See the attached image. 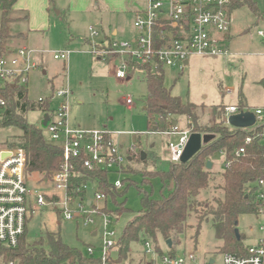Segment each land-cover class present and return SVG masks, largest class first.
<instances>
[{
  "label": "rangeland",
  "instance_id": "374dc122",
  "mask_svg": "<svg viewBox=\"0 0 264 264\" xmlns=\"http://www.w3.org/2000/svg\"><path fill=\"white\" fill-rule=\"evenodd\" d=\"M100 9L92 7L85 14L63 12L61 7L50 6L49 22L45 29L35 28L31 19H26L28 13L17 10L10 11L12 18L10 27L11 37L6 47L13 51L26 48L33 51L34 61L38 67L32 69L28 75V96L31 101L52 98L51 110H57L61 101L53 95L61 90H69L68 119L72 127L84 130H105L112 134L114 146L119 156L125 160V167L130 165L136 172L121 173L116 169L109 175L111 183L117 180L130 179L137 183L128 187L125 195V206L131 212L123 213L118 220L114 217L111 224L105 228L103 217L94 215L95 225L88 224L84 219L78 221L66 220L52 206L35 208L28 215L27 239L31 243L44 238L47 233L59 234L63 241L71 247L78 248L85 256H90L88 247L95 249V256H100L103 244L102 236L106 231H114V241L118 242L128 222L142 209V198L145 193L153 199L162 198V182L160 178H152L150 182H143L142 172L148 170L168 171L172 166L169 143L177 141L179 136L157 132L149 126L148 115L145 111L148 87L146 73L135 71L127 79L116 77V68L121 65L119 58L111 53L107 45L99 46L98 50L105 52L99 56L94 54L95 47L105 40V34L116 41L132 40L138 35L135 28V14L130 12L131 3L135 0H95ZM259 15L248 6H243L232 13L231 40L225 46L232 52L245 55L240 57L239 67L224 62L221 58L192 56L190 63L182 70L177 67H165L166 86L172 88L176 96L184 101L197 105L215 106L220 104H238V95L242 91L246 101V108L255 112L258 107L264 106V40L259 35L264 31V0H253ZM61 13V15L59 13ZM3 11L0 10V27ZM14 19V20H13ZM90 26H94L98 36H93ZM118 29L119 34L112 36V31ZM105 33V34H104ZM24 34L25 37L20 35ZM69 51L67 61L56 60L54 55ZM233 88L234 93H227ZM131 96L134 107L129 109L123 99ZM209 109V108H208ZM44 117L42 111H31L27 115L30 124L41 128ZM202 121L208 119L202 114ZM191 123L187 118L180 117L176 131L189 132V137L196 135L203 145L206 135L191 131ZM21 134L16 127L0 128V151L8 149L4 143L10 136ZM47 142L53 144L51 134L43 129ZM134 153L150 158L145 164L139 160L129 162ZM212 170L217 180L212 189L202 193L200 200L203 203L214 204V200L222 195L220 186L223 183L222 174L226 169L223 155H216L212 159ZM28 187L32 192L49 196L60 193L51 180H43L40 174L27 175ZM127 182L120 192L125 191ZM254 186V185H253ZM102 191L89 184L85 200L100 208L105 202L96 201V194ZM123 202V198L118 199ZM80 201L75 200L71 209H76ZM108 207L115 211L116 206L111 198ZM91 210L90 207H87ZM206 211L200 209L199 216ZM198 215L192 214L188 220V228L181 240L174 247L176 257L187 258L185 264H223V253L220 252L221 241L216 236L212 221L205 220L198 230ZM258 221L255 216L243 215L239 219L238 229L241 234H248L251 239H244L247 246L254 243V238L260 235L257 229ZM96 232V235L93 233ZM197 236V237H196ZM162 244L163 253L155 250L148 255L153 264H164L163 258L169 256V249ZM144 251V246H134ZM190 254L195 260H189ZM112 256H116L113 252ZM142 256L136 255L139 260Z\"/></svg>",
  "mask_w": 264,
  "mask_h": 264
},
{
  "label": "trees",
  "instance_id": "16d2710c",
  "mask_svg": "<svg viewBox=\"0 0 264 264\" xmlns=\"http://www.w3.org/2000/svg\"><path fill=\"white\" fill-rule=\"evenodd\" d=\"M17 1L4 0L0 27V61L10 52H14L6 47V42L11 37L10 11ZM243 6H248L259 15L257 5L253 0H232L231 13ZM160 33L161 31H157L156 37H160ZM20 36L23 37V35ZM107 38L110 43L112 40ZM129 63L133 70L132 74L135 71L146 73L148 94L145 111L151 128L166 134L177 130L179 118L184 117L191 123L194 133H202L208 140L188 162H172L168 171L146 168L142 172L144 183H149L152 178H160L162 198L153 199L151 195L144 194L142 209L125 226L114 250L116 256L110 257L109 264H153V260L147 259L149 254L145 250L141 252L134 247L142 244L145 249L147 242L151 243L154 250L162 255L161 243H165L168 247L167 241L172 240L173 246L168 247L169 256L176 257L174 247L187 231L188 220L192 214L198 215L197 235L201 224L210 218L216 236L221 241L220 252L247 257L250 246L245 244L242 234L238 238L235 230L238 229L241 216H256L257 214L253 185L263 174L261 144L253 143L247 148L243 157L235 159L233 154L244 146L247 133L223 123L222 117L227 105L206 106L184 101L180 96L173 94L172 88L166 86L165 67L162 64L159 63L154 68L151 65H139L131 59ZM0 97L6 102V106L0 112V128L12 126L21 131L19 135L10 136L4 146L8 149L26 150L27 175L37 173L42 176L43 180H51L54 173L61 169L64 160L63 151L60 147L47 142L43 129L30 124L27 115L31 111H42L44 114L51 112L52 98L31 101L28 96V85L22 84L20 79L11 83H0ZM238 99L239 107L246 108L242 91L239 92ZM202 114L208 116L205 122L202 121ZM222 152L225 153L226 159L231 161L230 166L220 174L223 179L220 186L222 195L214 200V204L203 203L199 199L200 196L210 191L217 180L214 171L207 169V163L212 161L214 156L221 155ZM149 158L148 153L145 154V158L142 154L134 153L129 158V162L139 160L147 164ZM73 164L74 171L69 188L71 195L84 197L87 194L84 186L93 184L106 194L103 212L116 217V220L123 213L131 212L125 206L124 197L128 187L137 185L135 181L124 179L123 185L125 186L127 182V186L125 191L120 192L110 182V172L100 169L89 170L84 167L82 160H74ZM134 172L136 170L130 165L124 168V173ZM109 198L116 206L115 211L108 207ZM119 198H123L124 201L119 202ZM200 209L206 211L204 216H199ZM27 226L17 248L11 249L0 245V264H101L100 256H85L80 249L68 246L57 233H47L44 238L31 243L27 239ZM136 255L142 257L137 260Z\"/></svg>",
  "mask_w": 264,
  "mask_h": 264
},
{
  "label": "built area",
  "instance_id": "2783aa9c",
  "mask_svg": "<svg viewBox=\"0 0 264 264\" xmlns=\"http://www.w3.org/2000/svg\"><path fill=\"white\" fill-rule=\"evenodd\" d=\"M231 5L232 0H148L146 8L135 15L137 37L133 40H112L107 45L110 51L105 52L115 55L121 61V65L116 68V77L125 80L128 75H132L129 59L142 66L151 65L156 68L160 63L164 67L174 66L180 70L189 63L192 56L221 58L229 64H235L237 55L225 46L232 28ZM3 6L4 0H0V10H3ZM90 31L93 36H98L94 26L90 27ZM157 31H161L160 37H156ZM259 35L264 40V31H260ZM99 46L103 45L99 44L95 47L94 54L97 56L105 54L98 50ZM34 54L26 48L10 52L0 61V83H11L20 79L22 84L26 85L29 72L38 67L34 61ZM70 54L69 51H63L55 54L54 58L67 61ZM226 92L234 93V89L228 88ZM70 94L66 89L54 94V97L60 99L61 106L46 113L50 117V122L45 130L51 134L53 145L63 151L64 160L61 169L54 173L51 179L60 195L49 196L29 189L25 149L0 151V245L2 246L11 249L19 246L26 231L28 215L35 208L52 206L66 220L84 219L91 225L96 224L93 216L99 215L103 217L105 228L114 220V217L102 211L103 207L100 208L90 201L86 202L85 196L70 194L74 160H82L84 167L89 170L100 169L111 173L116 169L123 173L125 168V160L118 155L110 132L84 130L70 125L66 104ZM43 100L39 99V101ZM123 102L129 109L134 107L131 96L124 97ZM5 106V100L0 97V112ZM246 113L252 114L255 119L252 126L238 128L230 124L232 116ZM222 121L233 129H242L247 133L244 146L233 154L235 159L243 157L249 146L259 142L263 149L264 162V106L251 112L247 108L241 109L238 104L227 105ZM166 134L179 136L177 141L169 143L168 146L171 161L180 163L190 139L189 132L174 130ZM3 153H8L4 159H2ZM221 155L225 157L228 168L231 161L226 159L224 152ZM114 185L118 190L122 189L123 180H117ZM84 189L87 190L88 186H84ZM254 190L257 207L255 218L258 221L257 229L261 233V238L258 244L250 246L247 257L224 253L223 264H264V164L263 174L255 182ZM106 198L103 191L96 194L97 203L105 202ZM75 200H79L80 203L76 209H71ZM114 237V231H106L102 236L101 264H109V259L117 246ZM145 251L149 255L153 253L154 248L151 243L145 244ZM88 253L94 255L95 249L89 247ZM188 259L195 260V255L190 254ZM163 261L164 264H185L187 258L167 256Z\"/></svg>",
  "mask_w": 264,
  "mask_h": 264
},
{
  "label": "crops",
  "instance_id": "0c3cea01",
  "mask_svg": "<svg viewBox=\"0 0 264 264\" xmlns=\"http://www.w3.org/2000/svg\"><path fill=\"white\" fill-rule=\"evenodd\" d=\"M147 1L148 0H135L133 3H131V7L129 8L130 12H134V14L136 15L138 11L144 10L147 6ZM50 6L61 7L63 12L68 11L69 13L82 14V15L89 12L93 6L100 9L98 2L95 0H18L17 3L14 5L12 11H16L17 9L25 13H28V16L26 19L28 18L31 19V23L35 25V28L39 27L41 29H45L50 19L49 18L50 17L49 16ZM59 14L61 15V13ZM110 34H112V36H117L119 34V31L118 29H114L112 33ZM22 35L23 37H25L24 34ZM104 36H105V40H102L100 42V44L102 45L103 43L105 45L109 44L107 37H109L110 40H114L106 34ZM228 39L229 41L231 40V31L228 35ZM232 53L237 55V59L235 60L236 62L233 65L239 67L241 65V61H239V58L244 57L245 55H243L242 53H238V52H232ZM260 56L264 58V53H262ZM222 60L225 62L224 59ZM189 63H190V60H189ZM189 63H187V65ZM93 235H96V232H94ZM242 235H243V239H251V237L246 233H243ZM260 238H261V233L257 238H254L253 240L254 243L249 246L258 244Z\"/></svg>",
  "mask_w": 264,
  "mask_h": 264
},
{
  "label": "water",
  "instance_id": "95a60500",
  "mask_svg": "<svg viewBox=\"0 0 264 264\" xmlns=\"http://www.w3.org/2000/svg\"><path fill=\"white\" fill-rule=\"evenodd\" d=\"M49 122H50V117L48 114H45L44 119L42 120V123H41L42 124L41 128L42 129L47 128L49 125ZM254 123H255V119L253 115L249 113L235 115V116H232L230 119V124L238 128H246V127L252 126ZM174 125H176L175 121H174ZM207 140L208 138L206 137L205 142H207ZM201 148H202V144L200 143L199 138L196 135L191 136L187 144V147L185 149V152L182 156L181 162H184V163L188 162L201 150ZM7 156H8V153H3L2 159L6 158ZM143 158H145V155L143 156ZM212 168H213L212 161H208L207 169L211 170ZM235 232L238 238H240L241 234H240L239 229H236ZM167 245L169 248H171L173 246L172 240H168Z\"/></svg>",
  "mask_w": 264,
  "mask_h": 264
}]
</instances>
